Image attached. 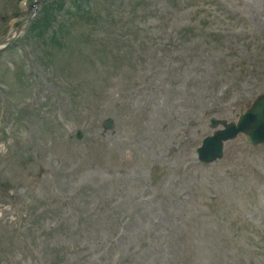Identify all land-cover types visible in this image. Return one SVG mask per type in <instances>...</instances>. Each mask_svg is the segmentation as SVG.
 <instances>
[{"label": "rangeland", "instance_id": "374dc122", "mask_svg": "<svg viewBox=\"0 0 264 264\" xmlns=\"http://www.w3.org/2000/svg\"><path fill=\"white\" fill-rule=\"evenodd\" d=\"M163 1L156 0V4L155 1L152 4L157 8L158 2ZM228 2L232 6L241 5L240 0ZM15 3L0 0V27L7 23L6 19L14 17L15 9L11 7H15ZM43 4L41 2L38 7ZM157 9L163 11L164 8L158 6ZM167 9L171 6L167 5ZM10 11L12 15H8ZM124 13L125 10L119 19L104 24L89 22V18L79 22L78 33L71 36L67 53L59 50L56 53L62 71L75 84L86 89L84 106L78 103L74 120L69 119V123H73L70 130L83 129L86 133V139L81 143L69 141V130L66 132L56 126L61 113L68 107L55 94L43 93L40 111L31 107L30 91L24 96L18 94L22 84L31 88L18 46L21 38L12 43L11 50L0 55V72L14 89L22 114L21 118L20 115L12 116L8 104L1 102L0 98V147L4 152L0 157V203L15 207L11 215L0 213V264L35 263L30 250L39 252L40 264H160L165 253L167 264H201L204 250L212 251L213 257L227 264H249L238 252L231 253L221 245L218 247L215 240L202 244L200 238L205 229L197 210H203L207 201L202 196V167L192 161L195 148L208 130V117L215 112L210 111L209 103L204 102L203 106L199 104L198 111L202 124L195 125L194 119L188 116L194 117L193 106L207 97L204 90L208 88H203L198 73L194 79L191 74L190 82L183 84L190 77V72H183V69L193 65V59L175 58L181 68L168 71L165 62L172 58L160 55L170 50L164 51L154 45L150 46L149 54L148 51L144 53V48L133 50L130 38L141 32ZM178 19H184L183 15ZM240 23L239 26L246 25ZM99 28L103 31L98 32ZM162 33L166 38L165 32ZM23 38L32 46V57L38 60L35 66L38 76L41 80H50L45 60L48 50L43 43L35 48L26 37ZM153 48L156 52L152 51ZM263 58L264 49H259L251 57L256 66L248 72L252 77L255 72L264 71ZM98 64L104 69L98 68ZM151 66L159 68V71L152 68L157 74L156 79L146 86L144 92L133 95L135 74ZM205 80L208 83L210 76ZM254 82L251 80L250 86L256 87ZM87 83L92 89L86 87ZM118 100L124 101L120 103ZM208 100L214 101L212 97ZM131 101L142 113L135 114ZM52 104L58 106L59 111L49 109ZM181 104L185 106L182 111L186 112V118L178 113L174 117L182 123L180 128L184 130L177 134L173 127L166 137L163 133L150 136L156 133L153 128L156 118L154 123L147 119V115L152 114V107L159 106L154 117L165 118L171 109L175 110ZM202 109L207 111L205 116ZM108 117L115 119V134L103 139L102 125ZM23 121H27L35 132L41 130L43 136L39 144L35 142V134L26 137ZM144 143H150V146L146 147ZM138 144L147 149V153L142 152L145 159L134 150ZM158 157L165 160L160 162ZM180 160L183 163H179ZM58 163L63 166L62 173L53 166L59 167ZM209 170L212 172L213 167ZM148 178L153 182L150 189H147ZM70 188L85 198V204L81 205L83 211H79L73 195L69 194ZM181 195L183 201H180ZM68 200L75 210L68 217L66 214L68 221L64 222L68 209L61 208L68 205ZM88 204L94 206L91 209H101L98 217L89 216L86 212ZM24 213L28 215L26 218ZM154 215L158 221H154ZM44 224L48 226L46 231ZM51 225L54 230L49 232ZM161 225L166 226L169 233L164 231L162 237H156L163 231ZM39 236L42 248L37 245ZM99 240L110 245L97 251Z\"/></svg>", "mask_w": 264, "mask_h": 264}, {"label": "bare ground", "instance_id": "6f19581e", "mask_svg": "<svg viewBox=\"0 0 264 264\" xmlns=\"http://www.w3.org/2000/svg\"><path fill=\"white\" fill-rule=\"evenodd\" d=\"M258 17H259V16H258ZM258 17H257V18H258Z\"/></svg>", "mask_w": 264, "mask_h": 264}]
</instances>
